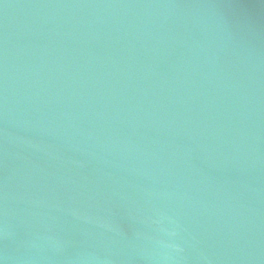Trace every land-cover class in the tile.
<instances>
[{
  "label": "water",
  "instance_id": "obj_1",
  "mask_svg": "<svg viewBox=\"0 0 264 264\" xmlns=\"http://www.w3.org/2000/svg\"><path fill=\"white\" fill-rule=\"evenodd\" d=\"M0 264H264V0H0Z\"/></svg>",
  "mask_w": 264,
  "mask_h": 264
}]
</instances>
